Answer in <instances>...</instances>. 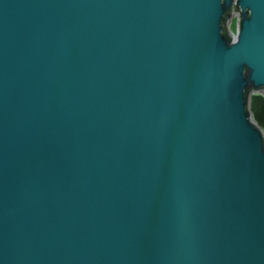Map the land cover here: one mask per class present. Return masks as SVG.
<instances>
[{
    "label": "water",
    "instance_id": "1",
    "mask_svg": "<svg viewBox=\"0 0 264 264\" xmlns=\"http://www.w3.org/2000/svg\"><path fill=\"white\" fill-rule=\"evenodd\" d=\"M253 95L264 0H0V264H264Z\"/></svg>",
    "mask_w": 264,
    "mask_h": 264
},
{
    "label": "trees",
    "instance_id": "2",
    "mask_svg": "<svg viewBox=\"0 0 264 264\" xmlns=\"http://www.w3.org/2000/svg\"><path fill=\"white\" fill-rule=\"evenodd\" d=\"M250 109L255 122L264 132V97L261 95H253L251 97Z\"/></svg>",
    "mask_w": 264,
    "mask_h": 264
},
{
    "label": "rangeland",
    "instance_id": "3",
    "mask_svg": "<svg viewBox=\"0 0 264 264\" xmlns=\"http://www.w3.org/2000/svg\"><path fill=\"white\" fill-rule=\"evenodd\" d=\"M234 27H235V23H234ZM234 27L232 26V29L234 30Z\"/></svg>",
    "mask_w": 264,
    "mask_h": 264
},
{
    "label": "built area",
    "instance_id": "4",
    "mask_svg": "<svg viewBox=\"0 0 264 264\" xmlns=\"http://www.w3.org/2000/svg\"><path fill=\"white\" fill-rule=\"evenodd\" d=\"M233 30V29H232Z\"/></svg>",
    "mask_w": 264,
    "mask_h": 264
}]
</instances>
